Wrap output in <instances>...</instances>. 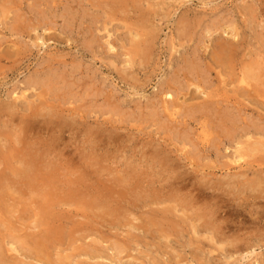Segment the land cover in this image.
<instances>
[{
    "label": "rangeland",
    "instance_id": "1",
    "mask_svg": "<svg viewBox=\"0 0 264 264\" xmlns=\"http://www.w3.org/2000/svg\"><path fill=\"white\" fill-rule=\"evenodd\" d=\"M109 1L0 0V141L52 151L60 169L50 194L21 184L16 159L0 165V264H264V85L252 76L251 95L237 94L211 59L217 40H239L238 68H264V0H136L121 7L127 22L110 14ZM146 37L151 51L130 68L124 52ZM168 81L177 85L167 89ZM207 86L237 106L222 102L206 122L187 113ZM168 90L183 106L172 116L162 106ZM41 102L56 116L25 130L30 105ZM223 111L229 123L219 128ZM217 136L216 148L202 149ZM238 143L251 153L249 170L234 162ZM64 165L88 167L91 182ZM237 174L247 183L227 178ZM79 176L85 182H72ZM208 220L219 235L201 226ZM256 233L262 239L238 243ZM47 237L57 241L47 244L49 263L35 255Z\"/></svg>",
    "mask_w": 264,
    "mask_h": 264
},
{
    "label": "bare ground",
    "instance_id": "2",
    "mask_svg": "<svg viewBox=\"0 0 264 264\" xmlns=\"http://www.w3.org/2000/svg\"><path fill=\"white\" fill-rule=\"evenodd\" d=\"M102 1V0H101ZM111 1V0H110ZM109 1V3H110ZM96 2V1H95ZM127 4H125V1H122V0H114L112 1L113 4H110L109 5V9L108 11L110 12V14H112L111 12L114 13V11H117L118 13V16L120 14V17L121 19H123L125 22H127V20H130V18H125V17H122V14L123 11L121 9V7H123V5L127 6L129 5L128 3H131V5L133 7L136 6V0H126ZM6 3V2H5ZM124 8V7H123ZM103 9V8H102ZM104 10V9H103ZM124 10V9H123ZM135 11V10H134ZM109 21H114V19H111V17L108 18ZM136 26V25H134ZM136 28V27H135ZM181 30V29H180ZM188 30V29H187ZM184 31V32H183ZM181 31V39L185 36H187V32L185 33V30ZM226 31V30H225ZM144 32V31H143ZM180 33V32H179ZM193 33V32H192ZM225 33V32H224ZM138 37H140V34H136ZM135 35V36H136ZM148 35V34H146ZM233 36V35H232ZM237 36V35H236ZM143 37V36H142ZM218 38V37H217ZM191 38H189L190 40ZM220 39V38H219ZM239 39V38H238ZM188 40V41H189ZM185 41V40H184ZM183 42V41H182ZM181 42V43H182ZM239 40L235 41H227L225 39H220V40H217V42L215 43V48H213V55H212V63L214 65H218V67H220L218 73L221 74V75H225L227 78L228 76H230L229 78V82H226V81H223V82H226L227 84L229 83H234V92H236L237 94L240 93V94H243V95H247V96H250L251 94V91H248L247 89V86H251L252 87V83L250 84L249 82H251V77H255V76H258L257 78V81H256V85L259 86V85H264V78L263 76L257 74V71L262 68L258 67V70H256L255 66L252 68V67H248V68H245V69H239L238 68V65L235 63V60H238L239 57H238V48H239ZM155 44V43H153ZM180 46H182V44H180ZM113 48V47H112ZM149 50H150V42L149 40L146 39L143 40L142 42L141 41H138V42H132L131 43V47L130 48H127L126 49V52H124L127 56H128V59H127V62H128V65L130 68H135L136 65H140V64H143L144 61L146 60L147 56H148V53H149ZM151 51V50H150ZM198 52V51H197ZM7 53V52H6ZM4 54V53H3ZM3 54H1L2 56H4ZM10 56V55H9ZM198 57V55H197ZM196 59V58H195ZM197 60V59H196ZM187 60H185L186 62ZM241 62V61H240ZM202 64V63H201ZM244 64V63H243ZM127 65V66H128ZM245 65V64H244ZM193 66H197L196 64L195 65H192L191 64H187L186 65V70L188 71L189 74H191V76H195L196 77H201V75H199V73H197V69H198V66H197V69H195ZM206 73L207 75H211L212 74V67L211 66H208L206 65ZM211 67V68H210ZM201 68V67H200ZM252 68V69H251ZM239 69V70H238ZM264 69V68H263ZM262 69V71H264ZM126 70V69H125ZM182 70V69H181ZM196 70V71H195ZM183 71V70H182ZM215 71V70H214ZM235 71H238V74L236 75ZM234 72V73H232ZM188 73H185L184 75V78L183 80H185V83L187 84V87L190 86V85H193V81H189V77H188ZM201 73V71H200ZM206 75V74H205ZM182 77V76H181ZM205 77V76H204ZM224 77V76H223ZM262 77V78H261ZM194 78V77H193ZM207 77H205V80H206ZM209 78V77H208ZM225 78V77H224ZM261 78V80H259ZM54 79V78H53ZM204 79V78H203ZM226 79V78H225ZM224 79V80H225ZM177 80V79H176ZM209 80V79H208ZM51 82L53 80H50ZM179 80H177L176 82H178ZM196 81V80H195ZM204 81V80H203ZM50 82V83H51ZM176 82H173V81H168L165 86L167 89H171V87H173ZM183 82V81H182ZM190 82V83H189ZM205 82V81H204ZM206 83V82H205ZM204 83V85H205ZM209 82L207 81V84ZM225 83V84H226ZM47 84H45V87ZM56 85V84H55ZM177 85V84H176ZM209 85V84H208ZM54 86V85H53ZM182 86V87H181ZM255 86V85H254ZM179 87H181L182 90H184L183 88L185 87L186 88V85L183 87L182 84L179 85ZM210 90L209 91H201V93H203L205 96H204V99L200 102H192V103H189L188 107L186 110L187 113L190 112V111H194L195 113H199V120H203L206 122V120L208 121L209 119L207 118V115H209V113L211 112H215V108H218L222 102L226 103V107H229V105L231 104L232 106L235 107L237 101L236 99H230L229 96H225L224 99L222 98V94L223 92H220L221 95L219 94V91H220V88H218V91L216 90H213L211 89L212 87L210 86H207ZM44 88V87H43ZM63 88V87H62ZM45 89V88H44ZM43 89V90H44ZM189 89V87H188ZM197 89L199 90L200 87L197 85ZM205 89V88H204ZM256 89V88H255ZM42 90V91H43ZM47 90V89H46ZM43 91V96L47 95V91ZM163 90V88H162ZM161 91V90H160ZM259 91V89H258ZM162 93V91H161ZM259 93V92H258ZM180 94V93H179ZM188 95V93H184V97L185 95ZM165 97L169 100L171 99V101H168V100H162V106L164 108L165 111L168 112V114L170 116H172L173 114H175V112L177 111V109L181 110L183 109V106L182 107H179L181 106L180 104H178V100L174 99V95H172L171 93H169V90L168 92L165 93ZM189 97L190 99L193 101L197 98V93L195 92H190L189 94ZM180 98V97H179ZM164 99V98H163ZM186 100H184L183 104L185 103ZM258 103H260V101L258 100ZM238 104V103H237ZM241 105V104H240ZM237 106V105H236ZM31 108H34V110L32 111V114L30 116V120H26V125H25V130H27L26 128L29 127H32L33 126V123L38 119V117H42L44 120V123L45 124H49L53 121V118L56 116V111L57 109L55 110V108H53V105L52 104H49L47 102H41L40 104L36 105V106H32L30 105ZM225 107V106H224ZM162 108V107H161ZM9 111H13L11 106H9ZM185 109V108H184ZM232 109V108H231ZM235 109V108H234ZM220 109H216V112L219 111ZM226 110V109H225ZM58 112V111H57ZM242 112V111H241ZM186 113V112H185ZM191 113V112H190ZM220 113V112H219ZM230 113V112H229ZM215 114V113H214ZM221 116L219 117V120L221 121V123L219 124V128L221 127V125H228V120H227V116H230V115H227V111H223V113H220ZM231 114V113H230ZM197 116V115H196ZM218 116V115H216ZM36 118V119H35ZM197 117L195 118V120L198 119ZM214 118V117H213ZM232 119V118H231ZM213 120V119H212ZM39 121V120H37ZM233 121V120H232ZM66 123V121L64 122ZM262 123V122H261ZM257 126V125H256ZM260 126V125H259ZM233 128V127H232ZM226 129V128H225ZM256 130V129H255ZM257 130H262L261 128H257ZM226 131V130H225ZM236 131V130H235ZM243 131V130H241ZM246 131V129H245ZM243 131V132H245ZM222 132V131H221ZM221 134V133H220ZM228 134V133H226ZM249 134V133H248ZM262 135V134H260ZM260 135H257L259 137H261ZM233 137V136H232ZM249 137V136H248ZM263 137V136H262ZM225 138V137H224ZM237 138V137H236ZM216 139H219V136H217L215 139L213 138V140H210L208 138H205L203 140L202 143V149L203 150H207L209 151V149L211 147H215V142L217 143V141H215ZM240 139V138H239ZM9 139L7 140H1L0 141V165H4L6 164L8 161H11L12 159H16L17 160V163H19L22 167L19 168L18 170L16 169H13V173L15 174V176L19 177L20 179V182L22 185H25V186H29V188L34 189V190H43V193L44 192H49L50 194L52 193V186L49 184L50 180L52 178L55 177V172L59 171L60 169H57V168H53L56 166L55 164V157L56 155L52 154L50 151L49 153L45 154V151H41L39 148H34L35 151H33L30 147L28 148H21V149H15L13 146H12V143L10 144ZM242 140V139H241ZM245 141V140H244ZM253 142V141H252ZM263 142V140H262ZM209 144V145H208ZM258 144V143H256ZM260 144V143H259ZM221 145V144H220ZM33 146V145H32ZM238 149H237V155H238V159L236 158L234 160L235 163H239V166L238 168H242L244 164H248V170L252 167L251 164L252 162L250 161H247V158L250 157L251 153H249V151L247 149H245L244 147H242V144L239 145L238 143ZM20 147V146H19ZM24 147V146H23ZM217 147V146H216ZM215 147V148H216ZM18 148V147H17ZM51 148V147H50ZM51 150V149H50ZM23 152V153H22ZM11 153V154H10ZM14 153V154H12ZM12 155V157H11ZM22 155V157L20 156ZM236 157V156H235ZM86 159V158H85ZM63 160V159H62ZM263 160V159H262ZM19 161V162H18ZM67 162V161H66ZM90 162V161H89ZM82 163V162H81ZM97 163V162H96ZM15 164V163H14ZM93 164V163H92ZM60 166V165H59ZM70 166V165H69ZM94 165H92L93 167ZM4 167V166H3ZM62 167V166H61ZM84 166H74L72 168H68L67 169V166L64 165L63 167V170H66L68 171V174L71 172H76V170L78 171H82V174L84 176V179L85 181H90L92 180V177H91V174L88 173L89 171L83 169ZM5 168V167H4ZM89 169V168H88ZM0 170H2L0 168ZM11 170V169H9ZM96 172H98V170L96 169L95 171V175ZM67 173V172H66ZM81 173V172H80ZM69 174V175H70ZM10 176V175H9ZM67 176V175H65ZM82 176V175H81ZM82 176V177H83ZM238 176V177H237ZM234 177L236 178H240L242 177L244 180H246L245 182L247 183V178L244 174H237V175H228L227 178L229 180L233 179L234 180ZM83 179V178H82ZM81 177L79 176V178H75L74 182L75 184H82V182H85L84 180L82 181ZM264 180V179H263ZM228 183V181H227ZM256 183V182H255ZM13 184V183H12ZM73 184V183H72ZM261 184V183H260ZM263 184V183H262ZM56 185V184H55ZM256 185V184H255ZM18 186V185H17ZM85 187V189L87 187H89V185H83ZM92 186H94V183H92ZM57 187V186H55ZM73 187V186H72ZM79 187V186H78ZM258 188H261L258 186H256ZM68 188V187H67ZM48 189V190H47ZM55 189V188H54ZM100 190V189H99ZM102 190V189H101ZM68 191H70V189H68ZM73 193L75 192H79L78 190H71ZM75 191V192H74ZM230 191V190H229ZM256 192V191H255ZM235 193V192H234ZM77 194V193H76ZM80 194H82L80 192ZM242 194V193H241ZM254 194V193H253ZM259 194V193H258ZM58 195V194H57ZM68 195V193H67ZM261 196V194H259ZM72 196H74V194H72ZM259 196V198H260ZM237 197V196H236ZM54 198V197H53ZM52 198V199H53ZM238 198V197H237ZM51 199V201H53ZM49 200V199H48ZM86 202L88 204H90L91 206H94V205H99V202L96 200H92L90 201L89 199L86 200ZM254 202V201H253ZM51 203V202H50ZM55 203V202H54ZM87 205V204H86ZM50 206V205H49ZM95 207V206H94ZM254 208V207H253ZM252 209V208H251ZM261 210V209H260ZM207 216V215H206ZM215 220H217L216 218H214ZM201 226H203V228L206 229V231H208L209 233L213 234V235H217L219 233V230L221 229L220 227V224H217L214 223L213 220H208L207 222L206 221H203V223L201 224ZM193 229L194 231L197 232V226L193 225ZM219 235V234H218ZM221 235H223L224 237H227L225 235L224 232H221ZM241 236V235H240ZM240 236L238 237V243L240 242H243V244L247 243L249 244L250 240L254 239V237H256L257 239H262L263 235H259L258 233L254 234V236H252V238H249L247 240H244V239H241ZM206 240H210V241H213V236H207L205 237ZM34 240V239H33ZM39 240V239H38ZM28 241V240H27ZM32 241V240H31ZM35 241V240H34ZM61 241V240H60ZM59 241V242H60ZM18 242V240H17ZM16 242V243H17ZM57 241L56 240H50L47 239L46 240H42V241H39L36 243V249H35V255L39 256L42 261H43V258H44V261H46L47 263H49L47 261V257L50 256V252L48 251L47 247H49L47 244L49 243H56ZM230 243V242H228ZM233 243V242H232ZM35 244V243H34ZM231 244V243H230ZM234 244V243H233ZM60 245V244H59ZM17 246V245H16ZM231 246V245H230ZM234 246V245H232ZM231 246V247H232ZM53 248V247H52ZM236 249H239V246H235ZM244 248V247H243ZM238 251V250H237ZM5 257V256H4ZM51 257V256H50ZM3 259V258H2ZM40 260V259H39ZM52 262V261H50ZM54 262V261H53ZM16 263V262H15ZM46 264V263H45Z\"/></svg>",
    "mask_w": 264,
    "mask_h": 264
}]
</instances>
